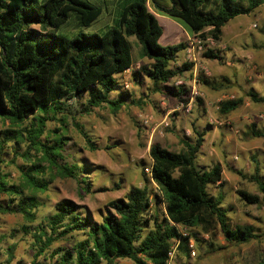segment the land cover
<instances>
[{"label":"trees","instance_id":"obj_1","mask_svg":"<svg viewBox=\"0 0 264 264\" xmlns=\"http://www.w3.org/2000/svg\"><path fill=\"white\" fill-rule=\"evenodd\" d=\"M173 1L174 6L170 8L154 2L151 9L183 23L190 33L199 34L202 40L214 41L221 40L222 29L230 20L248 15L264 4V0H248L247 5L218 0V9L214 12L206 9L211 0ZM120 6L116 25L102 36L79 32L75 38L67 39L54 34L53 30L62 27L70 14L75 15L79 27L88 28L99 18L101 9L85 0H0V120L12 125L0 132L1 155L4 144L10 140L9 135L11 139H23V134L13 126L32 119L29 128L22 129L29 148L42 150L50 168H56L62 178L87 185L84 180L87 177L80 178L87 168L56 162L61 158L65 140L56 138L54 145L47 147L41 137L46 122L56 120L57 113L66 112L63 106L70 100H81L86 95L79 113L85 115L102 106L116 114L121 108L136 104L132 99L128 102L130 94L118 85V76L132 66L127 37L137 40L141 57L148 61L132 72V81L140 85V81L147 78L152 82L151 93L167 92L183 101L187 91L182 87H169L167 83L192 69L188 63L173 66L186 43L159 44L163 29L150 12L147 0H132ZM203 55L222 61L218 52L208 50ZM199 81L211 90L229 84L227 79L216 83L200 77ZM244 98L253 104H264V95L253 89L248 90ZM244 98L222 101L219 114L226 116L237 110ZM69 114L70 111L65 115ZM75 117L72 115L73 121ZM193 131L196 136L193 141L180 139L184 149L179 153L151 144L152 163L149 176L143 173V186H131L123 197L108 202L105 212L99 215L100 221H95L87 210L82 211L73 202L62 200L39 225L25 227L26 233L33 232L35 257L43 255L53 243L74 239L76 235L81 239L71 247L52 252V258L57 256L53 264H115L120 260L133 264H168V254L175 244V253L190 256L189 242H203L201 235L208 236L210 253L224 249L213 243L218 235L226 245L260 241L263 235L254 226L232 227L222 207L223 195L209 193L210 186L223 185L222 167L220 164L209 169L197 167L195 159L205 134ZM249 131L251 138L264 140V132L254 125ZM87 143L91 151L96 149L90 140ZM40 169L38 164L20 167L22 182L13 184L0 167V214H19L30 223L35 220L36 211L43 203L38 194L46 191L49 184L41 177ZM237 174L253 183L260 194L238 189L239 200L247 206H264V178L258 167L248 177ZM85 192H89L88 186Z\"/></svg>","mask_w":264,"mask_h":264},{"label":"rangeland","instance_id":"obj_2","mask_svg":"<svg viewBox=\"0 0 264 264\" xmlns=\"http://www.w3.org/2000/svg\"><path fill=\"white\" fill-rule=\"evenodd\" d=\"M85 1L101 9L99 18L90 27L81 28L77 25L75 15L70 14L62 27L53 30L54 34L67 39L75 38L79 32L102 36L108 28L116 25L120 5L132 0ZM154 2L168 8L174 6L173 0H148L149 9ZM247 3L248 0H242L243 5ZM206 9L216 12L218 8L212 2ZM259 10L260 15L254 11L237 16L223 27L220 41L205 43V51L218 52L222 61L210 60L203 54L200 55L196 82L194 83L192 72L181 76L185 84L182 88L187 91L183 101L167 95V92L151 93L152 82L147 78L136 85L132 81L131 72L128 76L131 87L124 90L120 78L118 85L122 91L130 94L128 102L132 99L136 104L123 107L116 114L105 106L95 108L89 115L79 114L86 95L81 100L64 103L66 112L57 113L56 120L46 122L41 141L49 147L54 145L56 138L62 137L65 143L61 158L56 159L57 164H75L87 168L86 174H81L80 177H87L84 179L87 185L71 178H62L56 168H50L42 150L29 148L28 142L24 140L26 133L22 129L29 128L32 119L18 127L13 126L15 131L23 134V139H11L12 135L8 136L10 140L4 144L3 153L0 154L1 170L9 176L11 183L21 184L20 167L38 164L41 167V177H45L49 184L46 191L38 194L43 203L37 209L32 223L19 214H0V262L53 264L57 256L52 258V252L71 247L81 236L59 240L45 250L43 255L35 257L33 232L26 233L25 227L39 225L53 213L54 205L62 200L73 202L82 211L87 210L95 221H100L99 215L105 212L108 202L123 197L131 186H143V173L149 176L152 163L149 157L151 144H159L171 152H182L184 147L180 139L183 137L193 141L196 137L193 131L195 129L205 134L195 159L197 167L209 169L214 164L222 167L223 185L210 186L209 193L213 196L223 195L222 207L226 210L232 227L252 225L263 237L260 241L242 245H226L222 236L218 235L213 243L224 249L210 253L207 247L208 236L201 235L203 242L197 244L191 240L194 256L176 252L170 264H264V206H247L239 200L236 193L241 189L260 195L257 187L237 172L248 177L258 167L264 178V140L249 136L252 125L264 132V104H253L248 98H244L250 89L264 95V6ZM158 16L163 17L160 14ZM236 23H241V36H236V29L232 28ZM33 28L38 29L37 26ZM127 41L131 47L133 66L142 59L138 52L141 47L134 37H127ZM180 57L181 53L177 55L176 62ZM142 65L144 64L140 66ZM202 68L207 71V76L203 75ZM200 77L210 78L216 83L227 79L229 84L218 90H211L200 84ZM194 85L201 97L193 100L191 111L186 113L181 106L186 104ZM112 96L115 97L116 94L113 93ZM240 97L244 98L241 107L226 116L219 114L222 101ZM69 111L71 115H65ZM72 115L76 116L75 121L72 120ZM145 119H148L147 124H144ZM10 128L12 125L8 121L0 120V132ZM87 140L94 144V151L90 150ZM87 186L88 193L85 192ZM117 186L118 189H115ZM151 187L157 191L155 184L151 183ZM160 208L163 212V206ZM115 264L133 263L120 260Z\"/></svg>","mask_w":264,"mask_h":264},{"label":"built area","instance_id":"obj_3","mask_svg":"<svg viewBox=\"0 0 264 264\" xmlns=\"http://www.w3.org/2000/svg\"><path fill=\"white\" fill-rule=\"evenodd\" d=\"M253 28H256L255 25H253ZM212 39L211 38H207L206 40H202V38L200 37L199 34H193L192 37L188 38L186 41V48L184 49L183 53H184V61L182 64L184 63H188L192 65V69L190 71H186L183 73L186 74L187 72H192L193 77H194V83L196 82V77H197V70L200 67V63H199V58L201 54H204V52H206V46L205 43L210 42ZM204 69L203 75L207 76V71ZM128 72V70H126L124 73ZM123 73V74H124ZM123 74L120 75V79L122 80V86L124 90H127L131 87L130 85V81L128 79V77H121L123 76ZM184 84V80L181 76L175 77L173 79H171L168 83L167 86L169 87H174L176 89H179L181 87H183ZM201 97V94L195 89V85L192 86V88L190 89V93H189V98L186 102V104L182 107V109L186 112L189 113L192 109V103L193 100L195 98ZM184 99V97H183ZM148 123V119L144 120V124ZM176 244L171 248L168 256H169V261L168 264H170L172 258L174 257L175 254V250H176ZM189 248L191 249L190 251V255L194 256L195 252H194V246H193V242L190 241L189 242Z\"/></svg>","mask_w":264,"mask_h":264},{"label":"crops","instance_id":"obj_4","mask_svg":"<svg viewBox=\"0 0 264 264\" xmlns=\"http://www.w3.org/2000/svg\"><path fill=\"white\" fill-rule=\"evenodd\" d=\"M233 1H235V0H233ZM212 2L214 4H216V7L218 6V0H211V3ZM235 2H239V3L242 4V0H236ZM147 5H148V0H147ZM263 6H264V4L259 6L258 8H256L254 11L258 12V14L260 15L261 12H260L259 9H261ZM150 12L154 15V17L157 19L159 25H161L162 29H163V34H162V36L160 37V39L158 41L161 46H173V45H176V44H178L180 42H185L186 43L187 39L192 37L193 34L189 32L188 28L183 23H181V22H179L177 20H173V19H171L169 17H166V16H163V15H162L163 17L159 18L158 14L156 12H154L152 9H150ZM240 24L241 23H236L232 27V28L236 29L235 30V35L236 36H241V34H242L243 30L241 29V25ZM138 52L140 53V50ZM180 53H181V57L179 58V60L177 62H175L173 64V66H175V67L181 66V64L184 61V53H183V51L180 52ZM147 62L148 61L146 59H144V58L140 59L133 66H131L130 69H128V72L124 73L123 76H121V77H128L129 73H131L133 71H137L140 68L141 64H146ZM119 77L120 76H118V78Z\"/></svg>","mask_w":264,"mask_h":264},{"label":"water","instance_id":"obj_5","mask_svg":"<svg viewBox=\"0 0 264 264\" xmlns=\"http://www.w3.org/2000/svg\"><path fill=\"white\" fill-rule=\"evenodd\" d=\"M70 0H67V2H69Z\"/></svg>","mask_w":264,"mask_h":264}]
</instances>
